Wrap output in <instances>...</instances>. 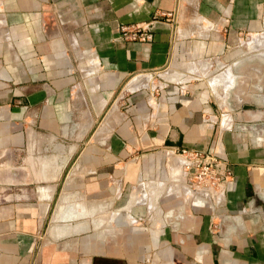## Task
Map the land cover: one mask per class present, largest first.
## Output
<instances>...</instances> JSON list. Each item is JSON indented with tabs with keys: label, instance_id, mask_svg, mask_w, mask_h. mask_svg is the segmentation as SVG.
<instances>
[{
	"label": "crops",
	"instance_id": "crops-1",
	"mask_svg": "<svg viewBox=\"0 0 264 264\" xmlns=\"http://www.w3.org/2000/svg\"><path fill=\"white\" fill-rule=\"evenodd\" d=\"M159 13L151 42L117 38ZM238 33L264 34V0H0V264H264V103L260 123L239 109L259 67ZM181 148L227 162L219 197L190 193Z\"/></svg>",
	"mask_w": 264,
	"mask_h": 264
},
{
	"label": "built area",
	"instance_id": "built-area-1",
	"mask_svg": "<svg viewBox=\"0 0 264 264\" xmlns=\"http://www.w3.org/2000/svg\"><path fill=\"white\" fill-rule=\"evenodd\" d=\"M169 13H159L153 19L134 23L121 24L117 28V38L124 42H151L153 40V27L161 18H170ZM41 27L43 32L55 29L57 26L55 9H45L41 14ZM251 36L238 33L237 43L251 40ZM216 68L211 71L212 78L220 75ZM169 156L183 160L182 169L185 174L186 183L190 193L197 196L219 197L225 186L230 183L233 177L232 170L227 162L213 152H204L194 149H173L169 150ZM218 224L211 223V230L216 231Z\"/></svg>",
	"mask_w": 264,
	"mask_h": 264
},
{
	"label": "rangeland",
	"instance_id": "rangeland-1",
	"mask_svg": "<svg viewBox=\"0 0 264 264\" xmlns=\"http://www.w3.org/2000/svg\"><path fill=\"white\" fill-rule=\"evenodd\" d=\"M252 40H254V41H256V43L257 44H255L256 46H261V44H264V34H262V35H257V36H253L252 38H251V40H248V41H243V44L240 46L241 48H240V51H243L244 53H243V56L241 57V59H244V60H246V59H248V58H252V60H254V62L257 64V66L259 67V70H260V75H258V79L260 80V82L258 81V86H259V88L262 86V88H263V80H264V64H263V62L261 63V61L260 60H258V59H255V58H259V57H261L262 59H264V55H263V53L262 54H260V52H262V49H258V50H254V51H250V52H247L246 50V48L248 47H250L251 46V44H253L254 42H252V43H250ZM259 54H260V56H259ZM254 57V58H253ZM260 58V59H261ZM227 77H228V80L230 79V77L228 76V75H226ZM251 76V80H250V85L249 86H247L246 88L245 87H243L242 89H240L239 88V91H238V96L240 97V99H242V100H250V99H248L249 97H251V96H249V95H251V94H253L252 93V91L254 90V88H256V84H257V79L255 78V73L253 72V73H251V74H247L246 73V77H250ZM246 81H248V80H246ZM223 83H225V82H223ZM214 88V87H213ZM242 91V92H241ZM241 92V93H240ZM262 94H264V92L261 90L260 91V95H262ZM257 95H258V93H257ZM263 98V97H262ZM235 104H236V102H235ZM257 104H259V105H263V104H261V102H257ZM260 106V107H261ZM258 108V107H257ZM259 109V108H258ZM255 110H257V109H255ZM262 113H264V111H262ZM259 118V117H258ZM262 119V116H261V118H259L258 120H259V123L262 121L261 120ZM264 119V118H263ZM264 121V120H263ZM256 123H258V122H256ZM99 214V216H100V212L98 213ZM141 220H138V218H135V223L137 224V226H139V228L140 227H149L150 226V223H149V221H148V219L147 218H145V217H141L140 218ZM151 225H152V222H151ZM104 230V228H102V227H100L99 228V230H98V232L100 233L101 231H103ZM68 251V250H67ZM69 255L71 256V254H70V252H69ZM145 255H147V254H145ZM152 256L151 257H149V259H151V258H153V254H151ZM148 257V256H147ZM87 260L85 259V262H86ZM89 261V260H88ZM150 261H152V260H150ZM84 262V260L82 259V260H78L77 262H67V263H65V264H82V263H85Z\"/></svg>",
	"mask_w": 264,
	"mask_h": 264
},
{
	"label": "water",
	"instance_id": "water-1",
	"mask_svg": "<svg viewBox=\"0 0 264 264\" xmlns=\"http://www.w3.org/2000/svg\"><path fill=\"white\" fill-rule=\"evenodd\" d=\"M264 76V75H263ZM264 84V80L263 83ZM263 91L262 86L259 88V86L257 88H254V90L252 91L253 94L249 95L251 97H249L248 99L250 100H242L240 99L239 101V109L242 110H246L245 113L248 114L247 116H249L248 118L250 119V122H256L259 121L256 116H254V118L250 115V113H248L249 111H253L255 109L256 113H261V110H259L257 107H260L261 105L257 104V102H261V104L264 103V98H262V96L260 95V91ZM264 92V91H263ZM258 93V95H257Z\"/></svg>",
	"mask_w": 264,
	"mask_h": 264
},
{
	"label": "flooded vegetation",
	"instance_id": "flooded-vegetation-1",
	"mask_svg": "<svg viewBox=\"0 0 264 264\" xmlns=\"http://www.w3.org/2000/svg\"><path fill=\"white\" fill-rule=\"evenodd\" d=\"M254 73H255V78L257 79V84H256V88L258 87V81L260 82V80L258 79V75H260V70L257 68H254ZM263 91H264V86H263ZM88 264H123L117 260L114 259H108V258H94L91 259Z\"/></svg>",
	"mask_w": 264,
	"mask_h": 264
},
{
	"label": "bare ground",
	"instance_id": "bare-ground-1",
	"mask_svg": "<svg viewBox=\"0 0 264 264\" xmlns=\"http://www.w3.org/2000/svg\"><path fill=\"white\" fill-rule=\"evenodd\" d=\"M212 78V77H211ZM210 78V80H209V82H210V85L211 86H215V85H217V83H219V81H221V78L223 79V77L221 76V75H219V76H217V77H215V78H213V79H211ZM136 80V79H135ZM134 82V81H133ZM224 82H226V81H224ZM229 83V82H228ZM133 85H135V84H132V86ZM137 85V84H136ZM137 87V86H136Z\"/></svg>",
	"mask_w": 264,
	"mask_h": 264
}]
</instances>
